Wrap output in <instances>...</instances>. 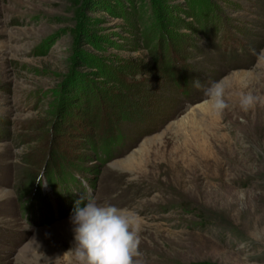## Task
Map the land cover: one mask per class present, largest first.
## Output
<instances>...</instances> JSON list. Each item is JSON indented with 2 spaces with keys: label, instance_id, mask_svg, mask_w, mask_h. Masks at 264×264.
<instances>
[{
  "label": "rangeland",
  "instance_id": "obj_1",
  "mask_svg": "<svg viewBox=\"0 0 264 264\" xmlns=\"http://www.w3.org/2000/svg\"><path fill=\"white\" fill-rule=\"evenodd\" d=\"M261 49L264 0H0V264H77L87 194L140 264H264Z\"/></svg>",
  "mask_w": 264,
  "mask_h": 264
},
{
  "label": "clouds",
  "instance_id": "obj_2",
  "mask_svg": "<svg viewBox=\"0 0 264 264\" xmlns=\"http://www.w3.org/2000/svg\"><path fill=\"white\" fill-rule=\"evenodd\" d=\"M258 55L264 57V49ZM224 89L223 81H216L206 93V103L217 113L228 107ZM253 103L251 95L240 97L243 110ZM86 199V203L77 201L70 217L75 240L70 251L74 252L77 264H140L136 259L140 255L139 218L127 209L97 203L91 194Z\"/></svg>",
  "mask_w": 264,
  "mask_h": 264
},
{
  "label": "trees",
  "instance_id": "obj_3",
  "mask_svg": "<svg viewBox=\"0 0 264 264\" xmlns=\"http://www.w3.org/2000/svg\"><path fill=\"white\" fill-rule=\"evenodd\" d=\"M143 73H148V72L144 70V71H143ZM180 73H181V74H183V72H182V71H181ZM148 74H149V73H148ZM182 77H183V76H182Z\"/></svg>",
  "mask_w": 264,
  "mask_h": 264
}]
</instances>
